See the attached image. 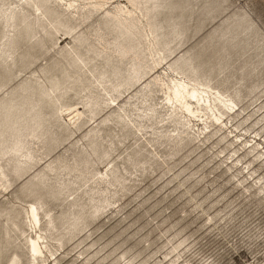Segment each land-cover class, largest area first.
Segmentation results:
<instances>
[{
	"label": "rangeland",
	"instance_id": "374dc122",
	"mask_svg": "<svg viewBox=\"0 0 264 264\" xmlns=\"http://www.w3.org/2000/svg\"><path fill=\"white\" fill-rule=\"evenodd\" d=\"M108 1L136 12L132 32L0 0L17 13H0V264L33 261L30 203L54 252L41 264H264V0ZM160 76L232 98L227 139L176 123Z\"/></svg>",
	"mask_w": 264,
	"mask_h": 264
},
{
	"label": "bare ground",
	"instance_id": "6f19581e",
	"mask_svg": "<svg viewBox=\"0 0 264 264\" xmlns=\"http://www.w3.org/2000/svg\"><path fill=\"white\" fill-rule=\"evenodd\" d=\"M19 1L29 5L30 2L33 0H19ZM60 1L64 2L68 6V10H74V11L86 10L89 11L90 14H92L93 12L96 13L105 12L107 15L110 16L113 15V18L117 19L119 24L125 28V32L127 33L132 32L133 27H136L135 23H133L134 20L133 17L136 15L135 14L136 12L133 11L128 6H126V9L124 10L116 6V12L112 13L110 9L112 5H108L110 3L108 0H94L88 3H80L79 0H60ZM40 9L41 8L38 7V10ZM0 13L5 16L8 22L12 21L14 16L17 14L16 9H13L11 7L6 9L1 8ZM153 42L154 40H150L151 45L152 44L154 45ZM156 54L159 57H156L155 53L151 50V55L153 56L152 59L155 67L158 66V64L163 63L162 61L165 59V57L160 54V51L156 50ZM138 67L140 69H144V66L139 65ZM143 73L147 74V72L146 73L143 72ZM140 77H141L140 74L131 77L130 79L131 85L134 86L137 83H139ZM164 77L165 76L163 77L160 76L161 78L160 81L162 82L161 85H163L164 88H167L166 91L164 90L165 91L164 107H167L169 110L172 111L176 123L181 124L185 128L186 126L191 125L193 122V118H195L205 123L206 124L205 127L207 129L212 127L209 125V122L211 121L215 129L217 126L216 124H219L218 127L220 128L218 130V133H221L222 139L224 138L227 139L225 137L226 131H224V129L222 130V126L229 128V120L232 118V116H230L229 113H233L232 115L234 116L239 110L237 108L236 102L232 98H229L222 92L215 90L209 86L193 82L187 79L186 77H173L172 80L169 82ZM115 91H119L117 89V86L115 87ZM112 100L114 102L117 101L113 97ZM83 114L84 112L81 111L80 107L78 106L62 108V115L67 117L72 125H77L82 119ZM147 116L148 114L146 115V117ZM214 121L216 122V124L214 123ZM235 137L242 138V134L241 135L236 134ZM257 143L258 141H256L255 144ZM26 214H27V219L29 221V223L27 222V225L29 226L28 229L29 231H23V233L24 235L27 234L26 246L29 255H31L33 258V261L30 264H41L42 262L48 261L47 252H50L51 255H54V252L49 250L48 240L46 236H44L42 233L43 220L41 218L40 211L37 205L34 203H30L29 207L26 209ZM39 253L45 257L43 260H39V258L35 256ZM56 259L57 257L54 260ZM17 260H19L18 257ZM17 260L14 262H17Z\"/></svg>",
	"mask_w": 264,
	"mask_h": 264
}]
</instances>
